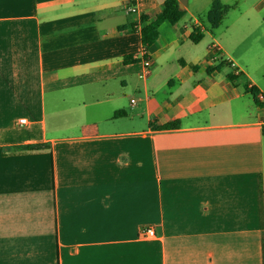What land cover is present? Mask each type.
Segmentation results:
<instances>
[{"label": "crops", "instance_id": "crops-1", "mask_svg": "<svg viewBox=\"0 0 264 264\" xmlns=\"http://www.w3.org/2000/svg\"><path fill=\"white\" fill-rule=\"evenodd\" d=\"M164 1L0 0V264H264V0H185L144 76Z\"/></svg>", "mask_w": 264, "mask_h": 264}, {"label": "trees", "instance_id": "trees-1", "mask_svg": "<svg viewBox=\"0 0 264 264\" xmlns=\"http://www.w3.org/2000/svg\"><path fill=\"white\" fill-rule=\"evenodd\" d=\"M235 7V4H224L220 0H212L209 8L206 12V21L208 23V29L209 30H214L216 29L225 15ZM184 14V11H180L178 7V1L177 0H165L163 2V5L161 7L160 12L155 16L154 20L146 24L143 28L140 30V43L143 49H146L149 45H151L156 39H157V28L159 24L163 21H167L171 24L176 23L179 21ZM142 21H144V17L141 18ZM133 27V26H132ZM119 29H123L120 27ZM203 37L202 32L198 30H194L192 34L190 35V40L193 43H198ZM131 58L129 56H125L123 58L124 63H129L131 62ZM249 92L254 98V101L257 102L256 97L258 96L257 91L254 89H250ZM123 114L122 112H116V115ZM176 126L175 123L171 124H165L160 127L159 129H169V128H174ZM264 130V127H263ZM264 133V131H263ZM38 148V145L34 146H24V150H35Z\"/></svg>", "mask_w": 264, "mask_h": 264}, {"label": "built area", "instance_id": "built-area-1", "mask_svg": "<svg viewBox=\"0 0 264 264\" xmlns=\"http://www.w3.org/2000/svg\"><path fill=\"white\" fill-rule=\"evenodd\" d=\"M126 11L129 14H133L136 12V5H135V0H127V5H126ZM209 49L214 52H218L219 48L216 45L211 44ZM230 66L234 67L235 65L233 64L232 61H229ZM141 64H142V74L144 76L148 75L151 70V60L145 53V49H142V55H141ZM135 100L131 99V104H134ZM19 123H24V120H19ZM141 237L143 238H151L155 236L153 228H144L140 232Z\"/></svg>", "mask_w": 264, "mask_h": 264}, {"label": "rangeland", "instance_id": "rangeland-1", "mask_svg": "<svg viewBox=\"0 0 264 264\" xmlns=\"http://www.w3.org/2000/svg\"><path fill=\"white\" fill-rule=\"evenodd\" d=\"M225 1H228V2L231 3V4H235L236 8H237V7H239V8H243L244 5H245V7H246V6L250 5L251 3H253V2L256 1V0H225ZM236 8H235V9H236ZM207 9H208V8H207ZM233 14H234V13H233L232 10L228 11V15H227V17H226V20L229 19L230 16H233ZM199 17H200L201 21H203V24H204L206 27H208V23H207V21H206V10H205V12H204L203 14H199ZM214 32H217V31H215V29H214Z\"/></svg>", "mask_w": 264, "mask_h": 264}, {"label": "water", "instance_id": "water-1", "mask_svg": "<svg viewBox=\"0 0 264 264\" xmlns=\"http://www.w3.org/2000/svg\"><path fill=\"white\" fill-rule=\"evenodd\" d=\"M185 5V0H179V3H178V7H179V10L182 11L183 10V6Z\"/></svg>", "mask_w": 264, "mask_h": 264}]
</instances>
